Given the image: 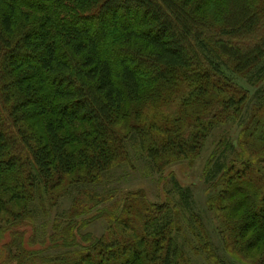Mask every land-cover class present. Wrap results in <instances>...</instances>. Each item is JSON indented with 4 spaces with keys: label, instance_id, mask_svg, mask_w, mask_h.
Returning a JSON list of instances; mask_svg holds the SVG:
<instances>
[{
    "label": "trees",
    "instance_id": "16d2710c",
    "mask_svg": "<svg viewBox=\"0 0 264 264\" xmlns=\"http://www.w3.org/2000/svg\"><path fill=\"white\" fill-rule=\"evenodd\" d=\"M16 4L0 0V198L25 202L22 219H41L48 227L39 243H51L29 261L17 256L18 264H54L64 255L61 264H193L179 231L208 264H264V174L253 179L251 156L234 145L204 178L225 186L210 209L222 248L188 188L176 186L179 204L149 203L139 189L128 201L121 176L109 178L136 160L158 174L193 159L239 106L264 101V0H102L101 11L116 19L134 9L133 22L121 25L130 57L117 62L101 52L96 30L57 12L35 24ZM257 113L249 125L263 147L260 161L264 110ZM77 123L86 125L78 133ZM100 206L107 233L82 232L92 222L83 216Z\"/></svg>",
    "mask_w": 264,
    "mask_h": 264
},
{
    "label": "rangeland",
    "instance_id": "374dc122",
    "mask_svg": "<svg viewBox=\"0 0 264 264\" xmlns=\"http://www.w3.org/2000/svg\"><path fill=\"white\" fill-rule=\"evenodd\" d=\"M15 1L17 2L16 6L18 7L19 14L28 16L35 24H40L45 18H51L53 13L57 12L58 18L67 22V24H74L79 27H90L92 33L96 30L97 35L101 39L100 50L111 62H117L130 57V51L127 45L124 41L123 44L121 43V25H125L126 21H128L127 23L133 22L131 21L134 11L133 8L131 9L132 13L127 16V20H125L126 18L122 17L123 15L116 19L102 12L99 6L102 0H96L97 3H95V0H92L88 6L80 3L81 0ZM89 12L97 14V19L89 20L87 16ZM124 21L125 23H123ZM239 46L243 49V44H239ZM142 67H144V65H142ZM232 77L240 87L248 89L250 93L256 89V87H251L239 76L233 75ZM260 86L263 87L261 89H264V82L261 83ZM258 110H264V101L257 103V108L254 109H250V106L246 105V103L239 106L236 109L234 118L226 122L225 125L215 128L206 140L200 154L193 159L170 165L158 174L149 173L147 169H144L143 162L141 160H136L133 169H131V167L125 170H119L122 167L117 168L110 172L109 178L112 177L114 173L115 178L121 176L119 188L128 196V201L131 200L135 191L139 189L149 203L167 201L179 204V195L176 186L188 188L194 202V212L203 220L206 230L212 235L214 243L221 247L217 236L218 231H216L218 218L213 212L215 211L213 202H217V197L218 199L221 198V191H223L225 186H216L213 188L206 184L204 179L205 174L216 155L222 152L227 145H234L236 151L237 149H241L247 155L251 156L253 179H260L262 177V174H264V158L260 161L256 159L261 155L263 147H261V144L258 143V139H256L258 135L256 136L252 130V127L256 125H249L251 117L254 114H256L257 117L261 115V113H257ZM85 126V124L77 123L73 126V130L78 133ZM237 142L241 144L244 142L246 144L237 147ZM259 149L260 154L258 153ZM109 186L110 184L108 183L105 189ZM10 197V194L6 195L2 192V197L0 198V264H18L15 259L17 256L21 263L29 261L31 260L29 253H41L51 244L50 241L44 244L39 243L41 235L44 233L43 228H47L48 225L44 224L41 219H22V204H25V202L18 201L12 203ZM209 198H211V202L207 204L206 202ZM133 199L135 200V195ZM67 206L68 203H64L61 209L67 208ZM93 209L94 210L90 214L85 217L83 216V218L91 219L92 222L86 228L84 227L82 232L85 233L90 231L95 236L106 234L107 223L104 217H102L104 212L101 211L103 207L100 206L99 209ZM130 214L131 213L127 210L124 216L130 218ZM220 215L222 217H227L225 213H220ZM21 221V224H17ZM75 229L76 227H73L70 233L74 232ZM46 231L49 232L50 227ZM184 231L187 232V229L185 228ZM181 233V231L177 232V236L179 237L178 240L183 245L185 251L191 256L192 263L208 264L200 256H195L196 254L190 249L195 246V242L191 235L186 233V237H184ZM31 239H34V242L31 241ZM186 239H188V242H185ZM253 254L256 255V253ZM65 257L66 255L60 257L54 264H61L60 262L64 260ZM232 264L242 263L234 261Z\"/></svg>",
    "mask_w": 264,
    "mask_h": 264
}]
</instances>
